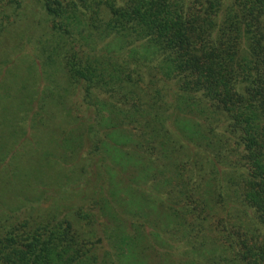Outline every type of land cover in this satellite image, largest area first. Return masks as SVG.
Returning <instances> with one entry per match:
<instances>
[{
  "label": "trees",
  "instance_id": "obj_1",
  "mask_svg": "<svg viewBox=\"0 0 264 264\" xmlns=\"http://www.w3.org/2000/svg\"><path fill=\"white\" fill-rule=\"evenodd\" d=\"M0 0V264H264V0Z\"/></svg>",
  "mask_w": 264,
  "mask_h": 264
},
{
  "label": "rangeland",
  "instance_id": "obj_2",
  "mask_svg": "<svg viewBox=\"0 0 264 264\" xmlns=\"http://www.w3.org/2000/svg\"><path fill=\"white\" fill-rule=\"evenodd\" d=\"M24 12L27 19L23 21L22 26L33 24L38 22L42 16H44L40 0H24Z\"/></svg>",
  "mask_w": 264,
  "mask_h": 264
}]
</instances>
